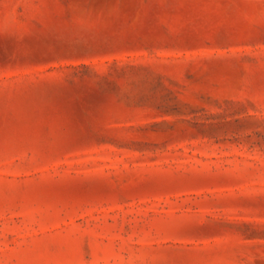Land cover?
I'll list each match as a JSON object with an SVG mask.
<instances>
[{
    "label": "rangeland",
    "instance_id": "374dc122",
    "mask_svg": "<svg viewBox=\"0 0 264 264\" xmlns=\"http://www.w3.org/2000/svg\"><path fill=\"white\" fill-rule=\"evenodd\" d=\"M0 264H264V0H0Z\"/></svg>",
    "mask_w": 264,
    "mask_h": 264
}]
</instances>
